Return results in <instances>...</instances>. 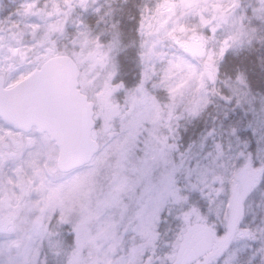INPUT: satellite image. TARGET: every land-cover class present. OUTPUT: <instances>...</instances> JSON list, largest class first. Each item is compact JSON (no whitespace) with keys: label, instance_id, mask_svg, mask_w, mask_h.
<instances>
[{"label":"snow or ice","instance_id":"1","mask_svg":"<svg viewBox=\"0 0 264 264\" xmlns=\"http://www.w3.org/2000/svg\"><path fill=\"white\" fill-rule=\"evenodd\" d=\"M0 264H264V0H0Z\"/></svg>","mask_w":264,"mask_h":264}]
</instances>
